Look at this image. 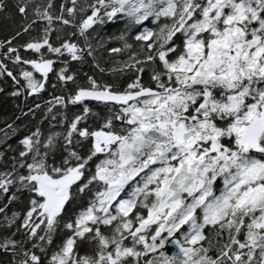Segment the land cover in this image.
<instances>
[{
	"label": "snow or ice",
	"instance_id": "1",
	"mask_svg": "<svg viewBox=\"0 0 264 264\" xmlns=\"http://www.w3.org/2000/svg\"><path fill=\"white\" fill-rule=\"evenodd\" d=\"M7 9L0 0L16 19L0 37V77L13 95L49 83L62 94L28 110L51 119L18 147L5 125L3 264H264V0ZM116 19L124 27L109 39L122 47L107 52L125 58L105 70L89 33ZM141 24L134 48L128 29ZM89 58L111 83L82 78Z\"/></svg>",
	"mask_w": 264,
	"mask_h": 264
},
{
	"label": "trees",
	"instance_id": "2",
	"mask_svg": "<svg viewBox=\"0 0 264 264\" xmlns=\"http://www.w3.org/2000/svg\"><path fill=\"white\" fill-rule=\"evenodd\" d=\"M2 2L8 6L7 10L11 11L12 7L16 3V0H2ZM53 4L58 6L59 0H53ZM56 11H58V7L56 8ZM77 17L79 18V14H77ZM15 22L16 19L14 16L6 20L3 16V12H0V37L4 36L5 30L11 31ZM144 26V24L133 25L128 29V39L129 42L133 44L134 48L137 42L133 39V37L138 31H141ZM147 26H151V23L149 22ZM123 27L124 22L122 19H116L113 21L105 20L103 24L96 26L93 31L89 33L90 43L92 44L95 56L97 57L100 66L105 70L115 65L118 60H124L125 58V53L123 51L119 53L107 52L108 48L122 47L120 41L109 39V37L117 36ZM29 35L36 36L38 33L32 32ZM52 35L54 36L55 33H52ZM80 43H82V40ZM97 44L100 46L97 47ZM127 55L130 56L131 52H128ZM80 71L82 78L85 73L91 75L95 72L97 78H103L109 83L112 82V74L107 71L101 73L98 68L94 69L91 65L90 58L81 66ZM117 77L119 78V73H117ZM13 92L14 87L11 79L6 75L0 77V151H7L8 156L13 155L14 152L8 151L5 147L3 138L5 125L11 123L16 128L15 132H9L7 144L13 146L14 148L18 147L17 142L23 134L30 131L37 123H40L47 128L46 122L51 119V117L44 115L43 106H41L38 110H34V116L29 113L28 110L32 109L33 104L42 105V102L49 101L51 96L62 94L60 87L57 86L54 90L51 83H49L47 91H44L40 96H36L35 94L32 96L13 95ZM59 111L60 109L58 108L57 112L53 113V116H56ZM74 111H76V108L69 106L66 115L71 116ZM41 117H43V119H41ZM52 123L55 124L56 120H52ZM2 166L3 161H0V167ZM5 259L6 254L3 250H0V264H3ZM7 259H10V256L7 257Z\"/></svg>",
	"mask_w": 264,
	"mask_h": 264
}]
</instances>
